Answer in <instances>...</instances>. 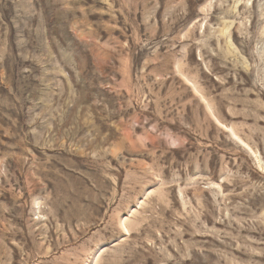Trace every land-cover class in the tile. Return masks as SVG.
<instances>
[{
	"label": "rangeland",
	"instance_id": "374dc122",
	"mask_svg": "<svg viewBox=\"0 0 264 264\" xmlns=\"http://www.w3.org/2000/svg\"><path fill=\"white\" fill-rule=\"evenodd\" d=\"M0 264H264V0H0Z\"/></svg>",
	"mask_w": 264,
	"mask_h": 264
}]
</instances>
